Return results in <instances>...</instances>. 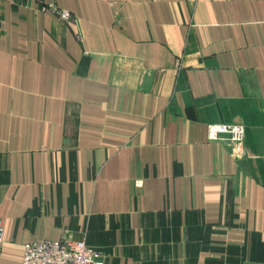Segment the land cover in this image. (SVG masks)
Instances as JSON below:
<instances>
[{
    "label": "crops",
    "instance_id": "crops-1",
    "mask_svg": "<svg viewBox=\"0 0 264 264\" xmlns=\"http://www.w3.org/2000/svg\"><path fill=\"white\" fill-rule=\"evenodd\" d=\"M52 1L0 0V264H264V0Z\"/></svg>",
    "mask_w": 264,
    "mask_h": 264
},
{
    "label": "built area",
    "instance_id": "built-area-1",
    "mask_svg": "<svg viewBox=\"0 0 264 264\" xmlns=\"http://www.w3.org/2000/svg\"><path fill=\"white\" fill-rule=\"evenodd\" d=\"M43 9H50L64 21L72 20L68 11L59 9L52 0H41ZM246 130L242 125H210L209 140L230 145L244 142ZM142 186V182H138ZM0 242H4V226L0 219ZM23 264H106L104 255L85 241L63 238L59 241H42L25 246Z\"/></svg>",
    "mask_w": 264,
    "mask_h": 264
}]
</instances>
